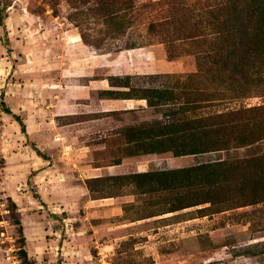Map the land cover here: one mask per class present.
<instances>
[{
  "label": "rangeland",
  "instance_id": "374dc122",
  "mask_svg": "<svg viewBox=\"0 0 264 264\" xmlns=\"http://www.w3.org/2000/svg\"><path fill=\"white\" fill-rule=\"evenodd\" d=\"M215 1L0 0V264H264V161L224 168L222 188L137 177L247 154L133 147L143 127L264 108L263 78L211 65L228 23ZM250 27L264 55V22ZM152 87L175 98L103 99ZM238 119L211 138L264 136V109Z\"/></svg>",
  "mask_w": 264,
  "mask_h": 264
},
{
  "label": "trees",
  "instance_id": "16d2710c",
  "mask_svg": "<svg viewBox=\"0 0 264 264\" xmlns=\"http://www.w3.org/2000/svg\"><path fill=\"white\" fill-rule=\"evenodd\" d=\"M208 9L211 13L224 14L228 18V23L224 21L225 24H221L220 31H217L219 43L221 44L213 53V59H210L211 65L220 66L221 69L226 70L230 82H237L238 80L243 81L244 79L245 81H249L252 79V73L254 76H258L261 80L262 78L264 80V55L263 52L259 55V45L261 44L258 35L250 27V23L253 20L262 19V22H264V0H216L208 6ZM4 12L5 9L0 8V25L4 24ZM260 59L261 65L258 70ZM131 92L123 93V96L110 98L146 99L151 107L160 105L162 101H168L170 97L171 99L175 98L172 88H144L139 91L142 93L141 97H136ZM134 92H136V90ZM212 100L216 102L217 98L214 97ZM2 104L5 106L4 102H2ZM197 104H199L198 100H190L187 101L184 106L186 105L189 108H194ZM262 109L264 108L259 107L251 110L242 109L230 111L225 113V115H215L211 118V120H215V122L210 127L203 124L190 127L188 125L190 121L183 120L134 130L131 133L134 137L132 142L136 143L133 147L145 150L148 153L173 152L175 156H182L223 151L228 153L238 149H245L247 152L246 156L243 158L219 159L213 162L202 163L191 168L179 169L172 172H148L143 175H138L137 177L144 178L146 179L145 181L160 182L165 185L173 184V182L177 183V180H180V183L188 181L195 186L199 184V186L207 188L225 187L227 177L226 173H224V168L238 162L246 161L249 158L252 161H264V136L251 139L243 135L237 139L235 137L236 142L229 140L225 143H219L217 140L211 138V132L224 128H233L241 124L238 118L244 115L245 112ZM5 111L14 116L21 125L22 132L26 133V124L21 116L14 114L8 108H6ZM194 120L199 123L202 119L198 118ZM197 141L199 142L197 143ZM241 182L242 181L238 182V184H241ZM257 193H262V196H264V182L258 185ZM259 201L254 199L249 201L246 205L258 203ZM261 201H264V199H261Z\"/></svg>",
  "mask_w": 264,
  "mask_h": 264
},
{
  "label": "crops",
  "instance_id": "0c3cea01",
  "mask_svg": "<svg viewBox=\"0 0 264 264\" xmlns=\"http://www.w3.org/2000/svg\"><path fill=\"white\" fill-rule=\"evenodd\" d=\"M105 101L112 100L113 102L119 103L122 102L125 106L126 110H132L135 109L136 104H142L144 106V102H146L147 107L149 106L148 101L146 99H141V98H103Z\"/></svg>",
  "mask_w": 264,
  "mask_h": 264
}]
</instances>
